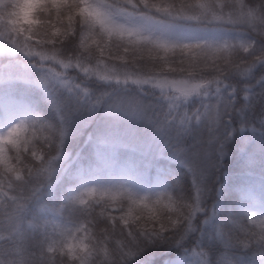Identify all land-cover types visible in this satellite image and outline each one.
<instances>
[{"label": "clouds", "instance_id": "clouds-1", "mask_svg": "<svg viewBox=\"0 0 264 264\" xmlns=\"http://www.w3.org/2000/svg\"><path fill=\"white\" fill-rule=\"evenodd\" d=\"M245 133L264 0H0V264H264Z\"/></svg>", "mask_w": 264, "mask_h": 264}, {"label": "trees", "instance_id": "trees-1", "mask_svg": "<svg viewBox=\"0 0 264 264\" xmlns=\"http://www.w3.org/2000/svg\"><path fill=\"white\" fill-rule=\"evenodd\" d=\"M261 107V103H257L255 105V111L259 112ZM237 143L238 147L236 148L235 157H233L232 152L230 151L229 154L225 157V160L233 161L231 164V168L233 170L239 167V162L245 157H259L262 153H264V136L259 133L252 134V133H245V134H238L237 136ZM160 161L164 166L169 168L178 167L175 161L169 160L166 156L161 155ZM225 177L229 175L228 170L224 172ZM235 175H242L241 172H234ZM179 255L178 250L169 249L163 252H159L156 254L151 255L147 259L151 262V264H167L164 263L166 260H170L175 258Z\"/></svg>", "mask_w": 264, "mask_h": 264}, {"label": "rangeland", "instance_id": "rangeland-1", "mask_svg": "<svg viewBox=\"0 0 264 264\" xmlns=\"http://www.w3.org/2000/svg\"><path fill=\"white\" fill-rule=\"evenodd\" d=\"M163 155V154H162ZM165 156V155H164ZM177 257L175 258H172L170 260H166L164 263H167V264H172L173 261H176Z\"/></svg>", "mask_w": 264, "mask_h": 264}]
</instances>
